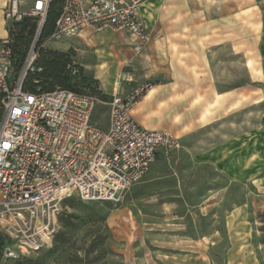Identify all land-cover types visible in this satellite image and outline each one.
I'll return each mask as SVG.
<instances>
[{
	"label": "rangeland",
	"instance_id": "rangeland-1",
	"mask_svg": "<svg viewBox=\"0 0 264 264\" xmlns=\"http://www.w3.org/2000/svg\"><path fill=\"white\" fill-rule=\"evenodd\" d=\"M62 1L53 5L52 14ZM5 23L7 37L0 39V45L2 40L8 42L18 71L35 23L28 19ZM95 37H91L93 46L79 37L56 43L46 42L45 37L41 50L63 57L68 90L95 100L92 124L106 130L108 99L152 82L144 78L142 56L129 50L128 34L109 31ZM213 53L207 59L201 57L218 86L247 82L242 55L231 58ZM263 61L264 56L257 53L255 79L261 78ZM102 63L105 67L99 70ZM32 72L40 70L34 66ZM192 76L191 87L184 88L183 97L171 109L188 129V134L178 138L177 149L164 152L148 174L116 202L66 199L55 233V237L68 234L63 252L53 253V241L27 258L0 259V264H264V99L258 90L254 102L243 100L241 93L234 113L200 124V113L207 107L206 75L194 69ZM221 147L232 153H225L224 166H212L205 154L208 148ZM2 243L7 245L4 239ZM184 243L191 247H183ZM182 248L193 253L182 254Z\"/></svg>",
	"mask_w": 264,
	"mask_h": 264
},
{
	"label": "built area",
	"instance_id": "built-area-1",
	"mask_svg": "<svg viewBox=\"0 0 264 264\" xmlns=\"http://www.w3.org/2000/svg\"><path fill=\"white\" fill-rule=\"evenodd\" d=\"M144 0H65L46 42L80 37L89 31L123 32L139 54L151 41L140 7ZM51 0H8L5 22L34 18L36 30L15 77L6 40L0 45V233L8 240L1 260L15 262L50 246L63 202H116L139 183L164 152L179 147L165 130L139 125L133 108L150 88L108 99L106 130L92 124L95 100L65 89L24 88L42 49V30Z\"/></svg>",
	"mask_w": 264,
	"mask_h": 264
},
{
	"label": "crops",
	"instance_id": "crops-1",
	"mask_svg": "<svg viewBox=\"0 0 264 264\" xmlns=\"http://www.w3.org/2000/svg\"><path fill=\"white\" fill-rule=\"evenodd\" d=\"M7 1L0 0V8L3 7L0 9V39L7 37L3 19ZM263 10L264 0H144L140 7L141 18L144 28L151 35V41L139 54L147 71L144 78L152 84L132 110L135 121L150 131H173L177 138L188 134L187 127L181 125L179 116L172 113L171 109L183 97L186 91L184 88L191 87L194 69L202 70L206 75L203 90L206 91L204 101L207 107L200 113V124L206 123L210 118H223L225 113H234L241 93L243 100L254 102L255 90H258L263 100V89L251 85L262 84L264 81V61L262 69L259 68L261 78L255 79L252 75L256 67V54L264 56ZM106 32L109 31L99 34L85 31L79 38L88 46H93L91 37L100 38ZM130 38L131 42H127V46L133 52L137 40L132 36ZM216 51L226 53L231 58H238L240 55L245 58L246 83L226 82L230 85L227 87L217 85L213 71L210 68L206 72L208 65H204L201 57L204 55L207 59L209 54ZM104 67L105 64L102 63L98 68L103 70ZM208 124L209 122L206 123ZM221 149L224 151L220 152ZM221 149L208 148L205 158L212 166H224L227 161L224 160L225 155L230 156L232 153L231 149ZM231 161L233 166V156ZM182 245L191 247V244ZM179 250L184 252L182 254L193 253L190 248Z\"/></svg>",
	"mask_w": 264,
	"mask_h": 264
},
{
	"label": "trees",
	"instance_id": "trees-1",
	"mask_svg": "<svg viewBox=\"0 0 264 264\" xmlns=\"http://www.w3.org/2000/svg\"><path fill=\"white\" fill-rule=\"evenodd\" d=\"M59 1L60 0H51V4L49 7L47 18H46V21H45V24H44V27L42 30V35H41L42 39L47 37L50 34V32L53 28L54 22L56 21L58 15H59L61 6L65 0L62 1L60 8L58 9L57 13L52 14L51 10H52L53 5H55ZM50 15H51V17H53L51 20H49ZM26 19L34 21V23H35L33 26L32 37H31V41H32L35 30H36L37 22L34 18H29V17H25L22 21H24ZM30 44H31V42H30ZM30 44H29V46H30ZM9 48H10V46H9ZM10 52H11V56H12V60H13V74L14 73L17 74L22 67V64H23V61L25 59L26 54H25L24 58L22 59V62L20 63L18 71H16L15 70V68H16L15 55L11 49H10ZM34 66H36V69L40 70V72H29L27 74L26 80L24 83V88L27 91L34 92V91H36V89H35L36 87H41L42 88L41 92H50V91H53L55 89L68 90L67 83L69 82V79L64 74L66 64H65L62 56L55 54V53H51V52L42 54V50H40L38 59L34 63ZM34 82H37V84L36 85L33 84ZM251 85L254 87H257V88H263L264 89V85L259 84V83H253ZM69 91H71V90H69ZM72 92H75V91H72ZM75 93H77V92H75ZM1 98H2V96L0 95V101H1ZM60 218H61V214L58 218V222L61 221ZM2 239H4L7 242V244L9 243L8 240L0 233V259H1V251L4 247V246H2L3 245ZM53 241L56 244L53 253H56L58 251L63 252V250H65V247L69 241L68 234H61V235H58L56 237L54 236Z\"/></svg>",
	"mask_w": 264,
	"mask_h": 264
}]
</instances>
